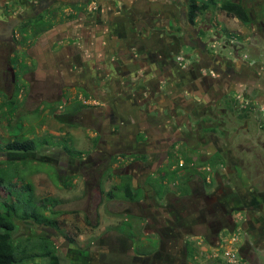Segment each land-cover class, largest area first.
<instances>
[{
  "label": "flooded vegetation",
  "instance_id": "flooded-vegetation-1",
  "mask_svg": "<svg viewBox=\"0 0 264 264\" xmlns=\"http://www.w3.org/2000/svg\"><path fill=\"white\" fill-rule=\"evenodd\" d=\"M31 3V0H0V46H7L11 50L23 47L26 51L23 54L37 58L43 68H39L40 72L54 81H60L59 75L63 76L61 66L54 69L50 64L47 54L52 51L48 52V49L55 45L68 49L75 76L72 80L63 82V85L60 82V95L66 92L64 89L77 86L85 97L94 95L90 93L93 90L100 93L102 88H105L103 92L106 94H101L109 96V93L118 90L111 86L112 81L117 87H125L124 91L133 103L131 110H137L138 119H131L134 114L132 111L125 112V116L123 110L121 114L118 109V114H106L102 120L108 126L116 123L118 138L122 136L125 140L123 147L114 151L116 154L110 153L118 158H129V162L123 167L127 172L124 176L121 175L123 181L127 175L132 177V182L135 180V187L145 188L146 181L160 172L155 177L157 181L150 184V187L154 189L157 185L166 190L167 196L158 199L159 204L156 206L163 221L169 216L164 210L168 209L164 204L176 192L178 195L173 200L190 201L194 206L190 221L186 216L188 212L177 210L181 220L172 222L179 227L180 234V229L189 227L188 231L194 229L198 236L214 241V244L210 243L213 256L220 257L219 259L222 256L228 257L227 263L219 264H264L263 258L261 261L255 260L257 253L259 256L256 257L264 256V189L260 187L264 183V155L257 152L252 154L255 159L242 158L243 151L250 153L255 149L245 141L251 138L240 137L241 131L250 130L251 122H254L250 119H255L261 129L258 142L260 145L264 144V120L260 121L258 113L260 110L264 116V107L252 104L253 99L245 97L243 100L247 104L239 105V101L242 103L243 100H237L238 94L222 89L225 88L222 80L231 75L229 65L233 60H228L223 54L221 56L220 52L217 54L211 52L213 50L207 51V44L202 39L206 28L194 27L195 23L190 21V0H36L35 5H38L35 7H31ZM124 6H128L123 13L125 17L128 14L135 20L137 18L135 27L128 25L131 27L126 29L131 35L130 39H136V33L139 37L137 40H128L127 35L124 36L125 30L121 31L118 25L112 32L113 36L106 38L103 24L98 23L95 17L103 19L107 9L114 10L117 7L121 12ZM18 7L20 11L12 13ZM64 24L66 26L59 30L55 27ZM37 27L40 32L38 36L29 37L30 33L37 31ZM52 30L57 33L53 38L47 39ZM44 38L47 40H43ZM230 42L233 53L238 58L241 57L239 45L233 39ZM39 43H45L44 49L48 52L43 61L40 55L36 57L32 51V48L36 50ZM76 46L84 49V52L78 53ZM131 48L136 50L132 51ZM184 48H190L191 51H185ZM242 49L244 50V46ZM179 57L185 61L186 66L181 65ZM56 58L62 63L61 53L58 52ZM208 62L213 67L210 68ZM137 63L141 67H136ZM166 64H170L169 73L162 72ZM197 65L201 70L202 66H207L206 75L222 70L221 81V75L214 73L215 85L221 89L211 90V81L205 77L207 79L205 85L202 83L201 95L185 99L178 86L173 83L179 84L184 79L183 73L187 69L189 71V68L194 70ZM43 78L45 79L44 76L39 77ZM77 80L85 82L77 85ZM99 80L102 87L94 82ZM29 81L31 82L30 78ZM29 81L25 80V83ZM159 82L165 83L162 90L158 89ZM135 83L137 89L133 87ZM169 84L173 85L172 88H168ZM207 87L209 91L215 92L212 96H206ZM130 89L134 91L131 92ZM242 93L239 92L241 95L245 94L244 91ZM159 94L162 96V103L159 102ZM139 95H143L144 99H138ZM189 99L191 102L186 105ZM225 101L227 106L222 105ZM109 108L111 110L112 107ZM206 113L210 116L209 119L201 117ZM96 128L99 140H103L104 125L100 124ZM143 171L146 179L143 184H137V175L144 174ZM249 176H254L255 180H251ZM167 224L172 223L167 221ZM230 227L233 229L232 235L225 241V233L231 232ZM246 227L249 232L243 231ZM226 248L233 249V256L224 254ZM188 251L186 246V252L189 253Z\"/></svg>",
  "mask_w": 264,
  "mask_h": 264
},
{
  "label": "rangeland",
  "instance_id": "rangeland-1",
  "mask_svg": "<svg viewBox=\"0 0 264 264\" xmlns=\"http://www.w3.org/2000/svg\"><path fill=\"white\" fill-rule=\"evenodd\" d=\"M197 1L198 4L203 5L207 0ZM31 2V7L38 5H35L36 0H31ZM243 3L253 14L251 23H245L237 17L229 16L221 9L220 4H217L199 10L193 22L194 27L206 28L202 39L207 44L208 52L213 50L211 52L221 53L220 55L223 54L228 60L232 59L233 66L244 58L250 62H258L264 68V0H243ZM127 9L128 6H124V9L119 12L115 7L114 10L107 9L103 19L100 16L95 17L98 23L103 24V33L105 31L106 38L112 37L114 28L116 29L119 25L121 31L125 30L124 36L127 35L128 40H137L139 37L137 33L135 34L136 39H130L131 35L126 30L136 25L133 17H129L128 14L124 16L123 13ZM19 11L18 7V10L12 13ZM6 15L8 16L7 13ZM65 26L64 24L55 27L59 30ZM37 32L39 31L30 33L29 37L36 38ZM56 33L57 31H50L47 39L53 38ZM231 39L239 45L241 53L239 58L230 47ZM66 43L67 40L64 41V44ZM44 46L45 43H39L36 50L32 48L33 54L36 57L40 55L42 61L47 52ZM77 46L78 53L84 52V49ZM24 47L26 48V45ZM184 49L191 51L190 48ZM130 50L134 51L136 48ZM50 51L52 52L48 53ZM48 52L49 62L54 69L61 66L63 77L59 75L60 81H54L50 76L46 77L45 73H41L39 68L43 70L42 65L37 58L24 55L26 51L23 47L11 50L7 46H0V160L4 161L7 168L5 186L0 187V203L5 202L8 196L11 202L24 208H37L57 221L52 226L46 223L36 224L32 220H23L16 215V238L20 240L22 237L26 241L29 237L35 242L41 241L43 236L48 237L50 247L57 256V259L36 256L27 260L25 264L51 262L59 264L227 263L228 257L222 256V259H219L220 257L213 256L210 243L214 244V241L210 242L209 239L198 236L194 229L188 231L189 227L184 228L185 230L180 229L182 230L180 234L179 227L172 222L177 223L179 219L181 220L177 210L182 213L188 212L185 215L189 221L191 220L190 215L194 214V206L190 201L173 200V197L178 195L173 192L170 201L164 204L168 209L171 208L170 210L164 209L171 216H167V220L163 221L159 208L156 206L159 204L158 199L167 196L166 190L157 185L154 190L147 180V187H142L143 198L139 201H131L125 197L123 190L116 188L117 185L123 183L121 177L127 173L123 167L129 162V158L123 159L114 155L118 147H123L122 143L125 140L122 136L118 138L116 123L108 126V123L105 121L104 124L102 120L106 114L115 115L120 107L123 112L132 111L129 109L133 106L130 96L124 91L125 87L122 85L117 87L113 81L111 86L118 90L114 89L115 91L109 93V96L101 94L105 90L102 88L99 90L100 93L93 90L90 93L94 95L85 97L83 91L77 86L64 89L66 94L60 95V85L72 80L75 70L70 65L71 58L67 53L68 49L55 45L49 48ZM58 52L63 56L62 63L56 58ZM211 55L209 53L208 56ZM13 59H15L14 62ZM184 62L182 60L183 67ZM187 62L189 63L188 59ZM136 67H141V64L137 63ZM187 70L183 73L184 78L187 77ZM40 76H44L45 79H39ZM25 80L29 82L25 83ZM83 82L85 81L77 80V85ZM94 82L102 87L100 80ZM168 88L172 86L168 85ZM89 89L92 90V87ZM103 94L106 93L103 92ZM234 94H238L237 100H243V95L235 91ZM11 100L13 103L10 102ZM159 101H162V96ZM227 104L226 101L222 103L224 106ZM241 104L246 105L247 101L243 100L242 103L239 101V105ZM252 104L257 105L254 101ZM109 106L112 107L111 110ZM258 113L260 121L264 120L262 112L259 110ZM201 117L210 118L208 113ZM250 120L254 121L251 122L250 130L241 131L240 137L242 139L251 138L245 141L255 149V152L243 151L242 154L239 152L245 159H253L252 154L257 152L264 155V147L258 142L261 129L258 128L257 120ZM100 124L104 125L103 140L107 142L106 145L102 139L99 140L100 135L96 127ZM131 127L132 125L128 128L129 131ZM22 133L26 136L37 137L38 149L32 153L5 150V144ZM41 140L46 141L45 144H41ZM111 152L114 154L111 155ZM9 161L14 162L12 166ZM24 163L28 164V168H23ZM142 173L144 174L137 175V184H143L146 179L145 171ZM159 174L160 172L153 174L154 176L149 180L157 181L155 177ZM250 178L255 180L254 176ZM28 182L31 183L32 188L25 187ZM133 183L136 186L135 180ZM260 187L264 189V183ZM160 189L162 190L161 195L158 193ZM109 191L114 192L115 195L109 196ZM167 221L173 225L167 224ZM247 229L246 227L243 231ZM230 231L225 233V241L231 237L232 227ZM200 238L202 240H199ZM188 245L193 250L188 251L189 253L186 252ZM42 251L40 250L41 255ZM256 256H259V253ZM256 256V261L264 259V256Z\"/></svg>",
  "mask_w": 264,
  "mask_h": 264
},
{
  "label": "trees",
  "instance_id": "trees-1",
  "mask_svg": "<svg viewBox=\"0 0 264 264\" xmlns=\"http://www.w3.org/2000/svg\"><path fill=\"white\" fill-rule=\"evenodd\" d=\"M207 0L202 4H198L197 0H190L189 4V18L190 21L194 22L197 12L199 10L207 9L211 6L220 4L222 10H224L229 16L237 17L245 23H251L253 20V14L251 10L243 3V0ZM39 31V27H37ZM39 33V32H37ZM13 103V101H10ZM64 117V116H62ZM36 138V139H35ZM39 140L37 137L26 136L25 133L22 135L18 134L11 141H8L4 148L8 151L13 152H22V153H32L36 151L39 147ZM46 142V141H45ZM41 140V144H45ZM114 160V159H113ZM13 161H9V164L12 166ZM23 168H28V164L24 163ZM19 173V171L17 170ZM7 175V168L5 167L4 161L0 160V187L5 186V180ZM125 180L120 185H117L116 188L123 190L125 197L131 201H139L143 198V188L135 187L132 182V177L127 176ZM164 179V178H162ZM148 183L153 185L155 180L148 179ZM25 187L32 188L30 182H28ZM161 195L162 190L158 191ZM109 196H114V192L109 191ZM7 200L0 203V264H25L27 260L35 258L36 256H44L48 258H55L54 251L50 247L48 237H41V241H31V238H16V215L23 220H32L36 224L55 225L57 221L50 216L43 214L37 208H24L16 204L15 202L10 201V197L6 196ZM189 252L192 251V248L189 247ZM42 251V255L40 253ZM46 264V263H45ZM48 264H59L48 263Z\"/></svg>",
  "mask_w": 264,
  "mask_h": 264
},
{
  "label": "crops",
  "instance_id": "crops-1",
  "mask_svg": "<svg viewBox=\"0 0 264 264\" xmlns=\"http://www.w3.org/2000/svg\"><path fill=\"white\" fill-rule=\"evenodd\" d=\"M143 17H144V15L141 16V18H143ZM136 20H137V18H136ZM166 52L168 53L167 50H166ZM219 61L222 62V59H219ZM208 63H209L208 66L210 68L213 67L212 63L211 64H210V62H208ZM232 63L229 66V71L231 72V75H229L230 76L229 78L224 77V79L222 80L224 83V86H225V88H222V89H225L227 91H233V92L235 91L237 93L241 92V94H243L242 91H244L245 94L243 95V97L250 99V100L253 99V101L256 102V104L264 107V68L261 67V65L255 61L250 62L248 60H242L240 62H237L236 66L235 65L233 66ZM184 66H186V64ZM178 67H180L179 64H178ZM205 67H207V66L206 65L202 66L201 68H203V69L201 70L200 66L197 65V66H195L194 70L190 69L188 71L187 77H185L183 79V81H181L179 84L173 83V85H177L178 88L180 89V93H181L182 97L187 99V98H192L194 96L195 97L200 96L201 92H203L202 91V83L205 85L207 78L211 81L210 82L211 86H212L211 90L214 91V89L220 88V87H217L215 85L216 84V80H215L216 76L214 73L217 72L221 75V76H219V79L221 81L223 71L218 69L216 72L215 71L212 72L211 75L210 74L206 75L208 70ZM169 70H170V64H166L163 67L162 72L167 71L169 73ZM205 77H207V78H205ZM163 84H165V83L159 82V87H158L159 90H162V86H164ZM173 85H170V87ZM133 87H134V89H137L136 83L133 84ZM205 89L208 90V87ZM130 91L133 92L134 90L130 89ZM214 93L215 92H211L208 90L206 93V96H212V94H214ZM223 94H225V93H223ZM215 95H217V94H215ZM159 96H161V95L159 94ZM138 99H144L143 95H139ZM159 102H161V101H159ZM177 102H178V100L176 101V103ZM189 102H191L190 99L188 101H186V105H189L188 104ZM177 104L179 105V103H177ZM129 109H133V108H129ZM121 110L122 109H119V113H121ZM125 112H127V110H125L124 113ZM129 112H131V111L129 110ZM131 113H134L132 118H131L132 120H136V118L138 119V113H137L136 109L133 110ZM128 115L130 116V113ZM129 116H128V118H130ZM261 145H262V147H264L263 143Z\"/></svg>",
  "mask_w": 264,
  "mask_h": 264
},
{
  "label": "built area",
  "instance_id": "built-area-1",
  "mask_svg": "<svg viewBox=\"0 0 264 264\" xmlns=\"http://www.w3.org/2000/svg\"><path fill=\"white\" fill-rule=\"evenodd\" d=\"M231 243H232V242H231ZM232 252H233V249H232V248H230V249L226 248L224 254H225L226 256H233V255H232Z\"/></svg>",
  "mask_w": 264,
  "mask_h": 264
},
{
  "label": "clouds",
  "instance_id": "clouds-1",
  "mask_svg": "<svg viewBox=\"0 0 264 264\" xmlns=\"http://www.w3.org/2000/svg\"><path fill=\"white\" fill-rule=\"evenodd\" d=\"M181 57H179L178 59L180 60ZM182 59V58H181Z\"/></svg>",
  "mask_w": 264,
  "mask_h": 264
}]
</instances>
